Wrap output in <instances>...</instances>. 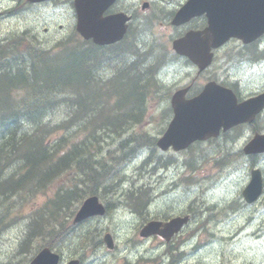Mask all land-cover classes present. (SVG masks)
Returning a JSON list of instances; mask_svg holds the SVG:
<instances>
[{
  "label": "rangeland",
  "instance_id": "rangeland-1",
  "mask_svg": "<svg viewBox=\"0 0 264 264\" xmlns=\"http://www.w3.org/2000/svg\"><path fill=\"white\" fill-rule=\"evenodd\" d=\"M127 1L131 5V10H137L141 14L132 23L133 36L142 21L146 23L150 17H158L154 21L153 29L146 31L141 41L131 40L121 47L123 50L120 51L129 52L140 47L148 53L153 48L150 43L153 35L161 36L162 40V36L167 37L169 45V39L179 31L169 23L171 18L169 14L184 0H149L153 7L150 11L146 10L147 16L143 15L146 11L141 9L142 0ZM75 22L74 9L69 0H52L30 10L21 1L0 0V46L7 42L11 45L17 44L24 40L28 44H23V48L27 46L29 52L42 53L40 52L42 47L53 48L63 37L76 42L77 37L72 34ZM200 24L202 21L194 23L193 26ZM178 28L187 29L185 26ZM241 51L237 42L222 48L216 65L199 77L195 67L188 66L183 60H167L168 57L162 52L159 53L161 56L159 59L156 57L157 53H150V58L154 56V61L159 59L162 62L157 65L162 70V95L159 103L152 109L153 117L127 128L123 135L127 137L124 142L131 138L130 140L145 144L149 143L150 137H159L172 117V113L166 111L170 106L172 93L193 78L204 80L208 76L216 75V72L223 78H230L228 65H234L243 58ZM100 54L101 62L96 66H106L101 69L102 73H95L101 74L103 79L115 75L118 71L116 69L124 66L121 59L126 54L119 55V60H114V54ZM12 55L16 56L14 59L20 61L27 56L21 51H16ZM251 58L254 60L259 57L253 55ZM28 59L27 57L26 61ZM242 63L243 67L234 70V76L240 77L239 89L242 93L246 95L263 89L264 76L257 71L252 72L256 68L255 65L261 64L256 61L251 64H247L249 62L246 61ZM109 65L115 71L108 69ZM130 78L132 77L123 80ZM65 107L66 105H59L47 116L52 124L62 120L64 123L67 122L68 127L61 128L60 132H67L76 124L74 121L70 122ZM28 126L34 128L33 123H29ZM256 127L259 128L258 132L264 133V121L261 120ZM253 135L254 130L246 126L235 129L232 136L226 135L211 142L198 143L180 152L173 150L163 152L157 145L149 144L147 147L139 148L137 143L129 140V143L125 144L128 146L125 149L127 153L130 156L139 154L133 159L132 164L125 167L122 164L127 158L120 159L119 155L113 154L121 145L116 144L121 141L119 136L113 146L101 154L104 156L103 159H106L103 167L112 168L105 169L111 173L113 168H121L127 180L123 183L119 176L113 182L115 185L113 189H108L107 193L102 192L104 196H101L102 202L109 205L106 216L95 217L75 226L69 235L61 236L60 246L56 249L62 252L65 261L83 256L84 264H123L126 263L124 256H128L134 264H140L141 260H144L143 264H264V191L258 201L248 204L241 193L250 180V170L253 167H260L264 173V155L258 157L257 161L241 153L227 161L222 160L227 153L241 151ZM108 141H111V138H108ZM110 151L111 154H108ZM188 161L192 165L188 164ZM12 163L13 160L3 165H8L6 168H9ZM13 166L2 175L0 184L7 185L13 182L16 177V161ZM13 168L15 170H12ZM8 179L12 181L9 183ZM132 192L140 198L144 196L143 203L147 201L148 206L141 209L134 204L133 198L127 195ZM48 196H52L51 192L38 194L34 198L35 201L31 200L22 210L17 207L11 210L0 224V264H30L39 248L46 243L43 236L33 235L29 238V229L34 215L30 207L42 205ZM4 206L0 204V216ZM167 213L173 216L192 213L193 217L180 232V236L170 243L164 242L160 236L143 240L140 229L147 221H144V216L158 215L161 219ZM240 226L242 230L236 234ZM92 232H96L98 237L111 233L117 245L116 250L113 249L115 251L112 252L113 250L103 245L100 248L94 247L92 251L90 247L81 244L86 234L89 235L86 236L88 240H100L96 239L95 234L91 236ZM232 235L234 236L231 237ZM177 249L183 254L180 255Z\"/></svg>",
  "mask_w": 264,
  "mask_h": 264
},
{
  "label": "trees",
  "instance_id": "trees-1",
  "mask_svg": "<svg viewBox=\"0 0 264 264\" xmlns=\"http://www.w3.org/2000/svg\"><path fill=\"white\" fill-rule=\"evenodd\" d=\"M92 50L80 51L66 44L57 51L40 49L42 53L36 54L23 49L22 41L0 50V178L16 161L13 182L8 179L10 184H0V204L5 205L0 224L16 206L22 210L38 194L51 192L52 196L42 205L30 207L34 215L29 232V238L43 236L51 247L60 246L61 236L73 232L75 227L70 217L83 199L103 192L104 181L119 176L120 168L111 173L105 170L109 167L104 168L102 161L92 167L88 158L102 151L105 143L116 140L115 129L122 128V133L130 123H139L147 117L148 103L154 100L148 88L146 93L143 90L136 69L131 81L120 80L123 67L117 68L116 74L109 78L96 74L97 50ZM16 51L27 55L23 61L10 57ZM132 54L137 61L147 56L137 49ZM150 59L147 69L158 61H154V56ZM114 77L118 83H124L115 85L111 81ZM113 87L122 88V97L115 102L107 97ZM58 105H66L67 111L72 109L68 114L70 122L76 123L73 130L59 134L61 128L68 127L64 121L52 124L46 119L49 110ZM115 107L121 109L120 116L127 117L126 125L116 119ZM12 160L9 168L3 165ZM89 169H92L90 173ZM132 202L137 206L143 204L139 196ZM94 234L98 239L96 232L91 236ZM86 236L89 235H84L81 243L85 246L93 242Z\"/></svg>",
  "mask_w": 264,
  "mask_h": 264
},
{
  "label": "water",
  "instance_id": "water-1",
  "mask_svg": "<svg viewBox=\"0 0 264 264\" xmlns=\"http://www.w3.org/2000/svg\"><path fill=\"white\" fill-rule=\"evenodd\" d=\"M106 2L109 1H75L78 31L86 38L93 37L96 42L100 43H110L118 39L110 27L109 19L105 20L101 16ZM203 13L207 14L209 20V26L204 31L190 32L184 38L174 41V48L177 52L187 55L201 69L207 67L212 60L211 48L221 45L231 35L250 40L264 33V0H190L182 12L177 15L174 23L179 24L188 20L192 15ZM202 34L204 37L201 38ZM210 86L211 84L200 96L191 100L184 99L186 90L178 91L174 95L172 102L175 117L165 135L158 141L162 149H167L171 144H175L176 149L185 148L196 139H204L216 134L223 124L228 126L242 120L232 113L234 104H231L227 92L214 95L216 97H207ZM225 91L228 90L225 89ZM261 98L264 96L258 99ZM209 114L228 118L229 121L216 123L209 117ZM246 148L247 152L264 151V136L257 135V138ZM262 187L261 171L253 170L252 180L244 191V196L247 200L253 201L259 197ZM103 213H105L104 205L100 203L97 196H92L85 200L74 222H81L89 216ZM185 221H187L186 218L172 220L164 224V230L160 229L163 225L161 222H152L142 230L141 235L160 233L169 239ZM105 241L110 248H113L111 234L105 236ZM59 261L60 255L49 247H45L31 264H58ZM68 264H79V260H72Z\"/></svg>",
  "mask_w": 264,
  "mask_h": 264
},
{
  "label": "flooded vegetation",
  "instance_id": "flooded-vegetation-1",
  "mask_svg": "<svg viewBox=\"0 0 264 264\" xmlns=\"http://www.w3.org/2000/svg\"><path fill=\"white\" fill-rule=\"evenodd\" d=\"M19 1L23 2L27 8H33L35 6V4L29 3L27 0H17V2H19ZM148 6H149L148 11H150L153 7V3L150 2V4ZM130 7H131V5L129 4V2L127 0H117V2H115L111 8L109 7L107 9L105 15L106 14H115L118 12H126L128 15L131 16V18L141 16V14L137 10H131ZM148 11L143 12V15L147 16ZM130 22L126 24L127 30L129 29V26L132 24V21H130ZM118 25H120V24H118ZM122 25H124V24H122ZM127 43H129V41ZM225 46L215 50V57H214L213 63L207 69L200 72V71H198V68L194 65L197 77H199L201 74H205L207 71L211 70L213 66L216 65V61H217L219 51L222 48H225ZM243 46H246V45L244 44ZM106 47H109V46H106ZM256 58H257V56H256ZM209 81H216L223 86L230 87V78H226V77L223 78L222 76L218 75L216 72V75L208 76L204 80H198L197 78H193L191 81H189L188 83L183 85V86L189 88L187 96H192V95L199 93L203 89L204 85L206 83H208ZM143 263L144 262H142V264Z\"/></svg>",
  "mask_w": 264,
  "mask_h": 264
},
{
  "label": "bare ground",
  "instance_id": "bare-ground-1",
  "mask_svg": "<svg viewBox=\"0 0 264 264\" xmlns=\"http://www.w3.org/2000/svg\"><path fill=\"white\" fill-rule=\"evenodd\" d=\"M27 8V7H26ZM29 10L31 9V8H28ZM127 44V43H126ZM125 44V45H126ZM136 44V43H135ZM4 45H2V46H0V47H2V48H4L3 47ZM137 46V45H136ZM138 47V46H137ZM139 49H137V50H139L140 52H142V53H145L144 51H146V50H142L140 47H138ZM134 49H136V48H133V49H131V51H129L131 54H132V52H133V50ZM118 51H120V50H123L122 48H119V49H117ZM98 53H100V52H98ZM11 58H15L16 56H14V55H12V56H10ZM257 58H258V56H257ZM156 68H158L157 66H156ZM100 76H102L101 74H100ZM112 76V75H111ZM110 76V77H111ZM109 78V77H108ZM59 106V105H58ZM58 106H56V107H58ZM56 107H54L52 110H54ZM52 110H49L50 112L52 111ZM49 114V113H48ZM71 118H69V120H70ZM13 121V120H12ZM63 124V123H62ZM61 124V125H62ZM65 125H67V122L66 123H64V126ZM131 138H129V140H130ZM129 140L126 142V143H120L121 145H119L118 146V149H116V152H114L113 154H116V155H119V158L120 159H124V158H127V160L122 164L123 165V167H125V166H129L130 164H132V161H133V159H135L137 156H138V154L139 153H137L135 156H130V154L129 153H127L128 151H126L125 149L126 148H128V146H126L125 144H128L129 143ZM150 145V144H149ZM138 146H139V144H138ZM139 148H140V146H139ZM103 153V151H100V152H96L95 154V156H92V157H89L88 158V160H89V163H91L92 164V167H93V164H96V165H98V163L99 162H101L102 161V163H103V158H104V156H102L101 154ZM112 157L114 158V155H112ZM104 164V163H103ZM120 164V163H119ZM86 169H87V167H85ZM110 168V167H109ZM110 169H112V168H110ZM115 169H118V168H113V170H115ZM118 173V172H117ZM119 175L121 176L120 177V179L119 180H123V182H125L126 180H127V177H126V174L125 173H122L121 172V168H120V170H119ZM113 182H114V179L113 178H108L106 181H104V183H103V192H105V193H107V192H109L108 191V189L110 190L111 188L113 189L114 187H115V185L113 184ZM132 195H135V197L134 196H132ZM130 197H132V198H136L137 197V194L136 193H134V192H132V193H130ZM143 206H145V207H147L148 206V202L147 201H145V203H143L141 206H138L139 208H141L142 209V207ZM166 212V211H165ZM242 230V226H240V228H239V230L236 232V234L238 233V232H240ZM66 234H70V232H67V233H64L63 235H66ZM234 235H232L231 237H233ZM93 242H96V248H100L101 247V240H95V241H93ZM163 256V255H162Z\"/></svg>",
  "mask_w": 264,
  "mask_h": 264
}]
</instances>
